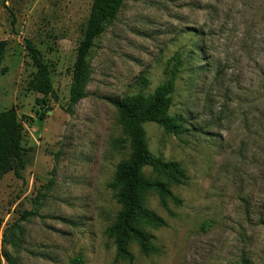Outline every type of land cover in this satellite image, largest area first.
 <instances>
[{"label":"rangeland","instance_id":"374dc122","mask_svg":"<svg viewBox=\"0 0 264 264\" xmlns=\"http://www.w3.org/2000/svg\"><path fill=\"white\" fill-rule=\"evenodd\" d=\"M92 6L0 0V114H17L33 150L21 178H0L1 264L5 254L17 264H264V0H126L89 54L87 98L70 109ZM26 41L51 71L57 100L46 106L30 87ZM171 69L170 114L184 132L145 131L151 153L184 171L172 188L182 205L166 211L146 196L167 226L148 230L151 256L131 244L130 263L107 235L121 210L111 184L131 155L113 102L152 97Z\"/></svg>","mask_w":264,"mask_h":264},{"label":"trees","instance_id":"16d2710c","mask_svg":"<svg viewBox=\"0 0 264 264\" xmlns=\"http://www.w3.org/2000/svg\"><path fill=\"white\" fill-rule=\"evenodd\" d=\"M125 1L93 0L86 36L80 44L73 69L70 109L87 98L91 79L89 54L109 26L116 21ZM6 46L5 42L0 43V60L4 56ZM26 50L36 69L30 87L43 97L38 104L46 106L48 99L57 100L51 71L41 59L40 52L33 42L26 41ZM165 75V82L152 97L138 94L113 102L126 137L121 141L122 148L128 146L131 155L128 160L119 164L111 184V188L117 192L116 200L121 210L115 223L107 230V235L114 241L118 259L130 263L135 260L130 251L131 244H136L140 253L149 257L156 252V248L148 230L167 226L163 218L147 207L146 196L149 193L156 194L166 211L169 210V202L181 206L182 201L174 195L172 188L184 185L187 180L178 163L156 158L149 150L146 140V124H156L176 137L184 132V119L170 114L178 71L167 70ZM32 151L24 146V124L17 114L14 111L0 114V178L12 172L21 178V172L30 165L29 154ZM145 169H149L154 178H149ZM29 216L36 217L37 213L32 212ZM2 225L3 221L0 219V229ZM4 259L8 264H17L8 254L4 255ZM241 264L250 263L243 259Z\"/></svg>","mask_w":264,"mask_h":264}]
</instances>
